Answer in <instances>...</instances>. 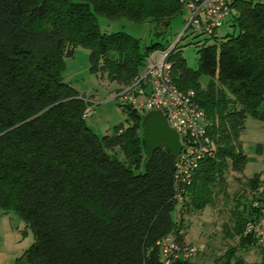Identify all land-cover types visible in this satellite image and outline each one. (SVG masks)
I'll use <instances>...</instances> for the list:
<instances>
[{
  "label": "trees",
  "instance_id": "16d2710c",
  "mask_svg": "<svg viewBox=\"0 0 264 264\" xmlns=\"http://www.w3.org/2000/svg\"><path fill=\"white\" fill-rule=\"evenodd\" d=\"M229 6L235 31L217 44H206L215 34L204 38L197 69L177 43L169 53L172 79L194 91L211 140L178 203L175 158L157 149L146 160L135 109L119 103L126 125L98 136L85 123L86 96L61 71L81 45L89 49L90 71L122 89L149 52L168 46L100 32L95 15L147 21L158 35L183 8L179 0H0V208L16 212L32 232L27 264H164L157 242L167 235L183 242L184 216L224 195L228 171L243 172L245 119L264 120V0ZM202 74L209 76L205 87ZM259 176L247 184L253 199L264 201ZM236 194L229 237L237 244L212 264H245L237 247H257L260 258L251 264H264V245L244 234L256 214L253 199Z\"/></svg>",
  "mask_w": 264,
  "mask_h": 264
},
{
  "label": "rangeland",
  "instance_id": "374dc122",
  "mask_svg": "<svg viewBox=\"0 0 264 264\" xmlns=\"http://www.w3.org/2000/svg\"><path fill=\"white\" fill-rule=\"evenodd\" d=\"M228 18L221 27L217 28L215 39L188 29L189 11L185 8L170 19L165 29L159 26L162 33L158 35L155 34L156 28L153 23L131 21L123 16L109 19L104 15L96 14L95 23L100 32H123L139 39L140 46L158 42L159 47L168 46L172 49L177 43L187 66L197 69L198 48L202 40L209 38L206 44H217L225 32L235 31ZM89 67V49L77 45L73 54L65 58L61 76L63 81L86 96L85 123L95 134L102 136L120 124L126 125L125 113L119 106L120 102L117 99L119 90L116 89V84L108 80L106 73L91 72ZM208 80L209 76L202 74L199 83L205 87ZM139 134L143 136L142 128ZM239 140L247 156L243 172L228 171L225 193H222L224 195L217 196L213 205L206 206L201 211H191L184 216L183 242L191 243L198 249L186 264H212L215 258L230 246H236V237H229L234 197L238 193L243 196L241 198L243 202L253 199L247 179L254 173L260 174L259 191L264 192V120L247 116ZM178 207L179 205L177 209ZM174 216L178 217V210L175 211ZM32 241V232L20 216L14 211L4 212L0 208V264H27L24 255ZM236 249L235 255L242 257L245 264L254 263L260 258L257 247Z\"/></svg>",
  "mask_w": 264,
  "mask_h": 264
},
{
  "label": "built area",
  "instance_id": "2783aa9c",
  "mask_svg": "<svg viewBox=\"0 0 264 264\" xmlns=\"http://www.w3.org/2000/svg\"><path fill=\"white\" fill-rule=\"evenodd\" d=\"M189 11L188 29L210 36L215 34L230 14V0H179ZM171 48L154 49L147 54L142 69L130 83L119 90L117 99L130 105L140 115L160 109L168 124L178 134L181 150L174 164L175 197L178 203L192 180L200 161L211 145L202 108L194 100V91L179 89L172 79ZM255 216L246 222L244 234H253L256 245H264V201L253 199ZM164 264H186L198 251L195 245L179 242L174 235L157 242Z\"/></svg>",
  "mask_w": 264,
  "mask_h": 264
},
{
  "label": "water",
  "instance_id": "95a60500",
  "mask_svg": "<svg viewBox=\"0 0 264 264\" xmlns=\"http://www.w3.org/2000/svg\"><path fill=\"white\" fill-rule=\"evenodd\" d=\"M141 119L146 160H149L157 149H166L176 158L181 150L180 139L177 132L169 126L163 111L149 110Z\"/></svg>",
  "mask_w": 264,
  "mask_h": 264
}]
</instances>
